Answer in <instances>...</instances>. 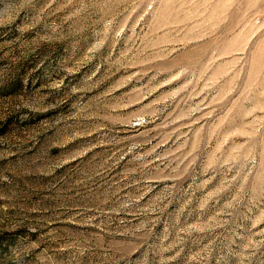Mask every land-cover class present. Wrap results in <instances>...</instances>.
<instances>
[{"label":"rangeland","instance_id":"374dc122","mask_svg":"<svg viewBox=\"0 0 264 264\" xmlns=\"http://www.w3.org/2000/svg\"><path fill=\"white\" fill-rule=\"evenodd\" d=\"M0 264H264V0H0Z\"/></svg>","mask_w":264,"mask_h":264}]
</instances>
